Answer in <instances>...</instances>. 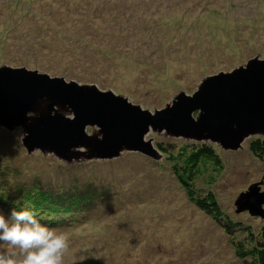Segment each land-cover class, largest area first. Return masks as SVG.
Instances as JSON below:
<instances>
[{"label":"rangeland","instance_id":"374dc122","mask_svg":"<svg viewBox=\"0 0 264 264\" xmlns=\"http://www.w3.org/2000/svg\"><path fill=\"white\" fill-rule=\"evenodd\" d=\"M263 60L264 0H0V75L37 71L147 113L183 119L187 106L205 100L210 79ZM49 101L0 124V210L33 203L38 189L100 184L104 197L67 217L71 226L55 228L69 238L63 264H242L230 235L189 200L157 143H211L224 167L208 187L224 212L259 228L262 218L238 213L235 202L254 183L264 191V161L249 149L264 132L245 131L231 147L205 130L150 126L145 140L154 155L116 148L96 125L73 146L36 144L31 129L49 115ZM205 113L192 108L190 117L198 123ZM50 114L73 111L57 103Z\"/></svg>","mask_w":264,"mask_h":264},{"label":"water","instance_id":"95a60500","mask_svg":"<svg viewBox=\"0 0 264 264\" xmlns=\"http://www.w3.org/2000/svg\"><path fill=\"white\" fill-rule=\"evenodd\" d=\"M202 95L205 100L187 106L181 119L170 114V110L147 113L117 96L85 92L63 80L19 68L0 75V124L17 121L36 100L49 98L51 101L46 106L49 115L41 118L37 128L31 129L30 139L36 144L73 146L84 137L88 125H96L115 147L125 146L154 155L153 145L145 140L150 126L195 133L205 130L214 139L231 147L239 143L245 131L264 132V60L213 77ZM57 103L71 107L73 115L50 114L55 111ZM192 108L206 110L198 123L190 117ZM184 120L190 126L183 127ZM235 204L238 213L247 210L253 216L264 218L261 182L242 192Z\"/></svg>","mask_w":264,"mask_h":264},{"label":"trees","instance_id":"16d2710c","mask_svg":"<svg viewBox=\"0 0 264 264\" xmlns=\"http://www.w3.org/2000/svg\"><path fill=\"white\" fill-rule=\"evenodd\" d=\"M157 147L172 163L173 171L185 188L189 200L210 215L230 235L236 258L242 264H264V218L259 228L242 220H234L222 210L217 196L208 187L214 183L217 173L224 167L223 159L215 147L206 141L182 144L160 141ZM249 149L264 161V134L254 136L249 142ZM83 186H74L79 188L76 192L67 189L57 194L50 193L48 189H38L37 200L28 204L23 202L17 210L27 208L33 211L37 219L50 228L71 226L73 219L69 220L67 217L77 211L82 213L88 210L96 204L97 197H104L103 190L98 189L100 184L94 185L89 181L84 188Z\"/></svg>","mask_w":264,"mask_h":264},{"label":"clouds","instance_id":"9594fccd","mask_svg":"<svg viewBox=\"0 0 264 264\" xmlns=\"http://www.w3.org/2000/svg\"><path fill=\"white\" fill-rule=\"evenodd\" d=\"M66 233L50 228L27 208L0 210V264H63Z\"/></svg>","mask_w":264,"mask_h":264}]
</instances>
